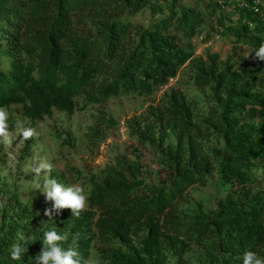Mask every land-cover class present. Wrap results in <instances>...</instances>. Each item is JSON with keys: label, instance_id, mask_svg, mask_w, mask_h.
I'll return each instance as SVG.
<instances>
[{"label": "trees", "instance_id": "16d2710c", "mask_svg": "<svg viewBox=\"0 0 264 264\" xmlns=\"http://www.w3.org/2000/svg\"><path fill=\"white\" fill-rule=\"evenodd\" d=\"M219 1L234 11L226 13ZM238 1L253 2L0 0V109L16 105L36 121L53 110L71 115L113 97L165 90L128 126L140 146L158 150L165 177L146 182L138 162L123 160L90 178L78 217L65 207L33 228L21 221L29 209L15 200L14 217L0 232V264H27L40 238L27 243L20 261L8 248L18 232L41 237L45 225L67 237L60 243L77 248L82 264L96 239L106 246L104 264H164L169 250L182 256L204 239L212 264H241L246 249L264 257V61L239 68L237 61L220 62L218 53L193 58L198 34L204 43L218 34L248 50L264 42V0L257 11L234 7ZM141 12L146 22H134ZM190 63L193 83L209 86L215 103L200 118L194 99L166 88ZM94 123L98 138L117 122L102 110ZM203 137L216 141L209 154ZM208 181L211 208L181 212L183 194Z\"/></svg>", "mask_w": 264, "mask_h": 264}, {"label": "rangeland", "instance_id": "374dc122", "mask_svg": "<svg viewBox=\"0 0 264 264\" xmlns=\"http://www.w3.org/2000/svg\"><path fill=\"white\" fill-rule=\"evenodd\" d=\"M224 11L232 13L234 8L225 7ZM147 19V12L132 17L137 23H144ZM199 35L193 40V58L218 53L220 62L228 59L237 61L239 68H248L257 60L254 54L246 56L249 50L233 44L230 39L218 36L204 43ZM191 67V63L181 67L178 75L169 80L166 88H178L187 99H194V114L196 118H200L215 103L209 86L200 87L193 83ZM164 91H156L147 97L135 94L113 97L102 105H91L83 110H76L71 115L53 110L49 117L36 121L22 116L16 105L2 108L7 113L8 127L7 134L0 136V232L6 220L14 217L12 211L18 208L15 200L29 209V217L21 220L27 222L28 228L45 220L44 210L50 209L51 201L45 200L36 185L42 186L49 175L65 186H81L86 195L92 176L103 177L108 173V167H116L123 160L138 162L142 168L141 177L146 182L157 183L164 178L161 164L157 162L158 150L153 145L140 146L137 139L128 132L131 120L142 114L149 104L157 103ZM102 110L111 114L117 123L112 128L102 129L96 138L92 135L94 117ZM29 128L33 130V134L24 139L19 133ZM169 142L174 140L170 138ZM214 144L216 141L212 137L202 138V147L206 153H210ZM39 161L52 164L50 174L47 171L39 176L34 174L32 169ZM211 183H197L190 187L177 201L178 209L184 214L200 207L210 209L213 200ZM21 232L27 238H32L27 229ZM208 243L209 239L202 240L198 245L193 243L182 256L169 250L164 264H212L207 251ZM105 247L96 239L92 243L86 264L107 262ZM27 264L35 262L30 260Z\"/></svg>", "mask_w": 264, "mask_h": 264}, {"label": "clouds", "instance_id": "9594fccd", "mask_svg": "<svg viewBox=\"0 0 264 264\" xmlns=\"http://www.w3.org/2000/svg\"><path fill=\"white\" fill-rule=\"evenodd\" d=\"M254 54V58L264 60V42L252 47L246 54ZM7 113L0 109V136L7 134ZM24 139L33 134L32 129H25L19 133ZM52 170V164L48 161H39L37 166L32 169L34 174L39 176ZM46 201H51V209L44 210L45 215L51 219L52 215L58 213L61 208H69L72 216H79L80 211L86 207L87 195L84 189L79 185L65 186L59 183L55 178L49 175L47 181L41 186L36 185ZM41 237L27 238L23 232L17 233V238L8 248V256L11 260L20 261L23 254L27 252V243L40 238L42 247L40 251L32 257L35 264H82V257L75 247H63L60 243L66 240V236L58 233L55 228H47L46 225L41 228ZM241 264H264V257L252 250H245L241 257Z\"/></svg>", "mask_w": 264, "mask_h": 264}, {"label": "built area", "instance_id": "2783aa9c", "mask_svg": "<svg viewBox=\"0 0 264 264\" xmlns=\"http://www.w3.org/2000/svg\"><path fill=\"white\" fill-rule=\"evenodd\" d=\"M220 2V1H219ZM220 3H222V7H225L224 6V4H225V2H220ZM258 4H259V0H253V2L251 3V4H248V3H246V2H242V1H238V3L236 2V3H233V6L234 7H237V6H240V7H246V6H248L249 5V8H251V9H253V10H255V11H257L258 10ZM218 34H216L214 37H216V38H218ZM200 37V39L202 40V36L200 35L199 36ZM213 37V38H214ZM211 39V40H214V39ZM210 42V41H209ZM208 43V42H207Z\"/></svg>", "mask_w": 264, "mask_h": 264}]
</instances>
